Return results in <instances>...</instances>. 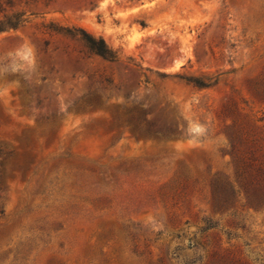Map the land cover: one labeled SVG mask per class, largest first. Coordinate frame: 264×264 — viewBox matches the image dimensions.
I'll return each mask as SVG.
<instances>
[{
    "label": "rangeland",
    "instance_id": "rangeland-1",
    "mask_svg": "<svg viewBox=\"0 0 264 264\" xmlns=\"http://www.w3.org/2000/svg\"><path fill=\"white\" fill-rule=\"evenodd\" d=\"M0 264H264V0H0Z\"/></svg>",
    "mask_w": 264,
    "mask_h": 264
},
{
    "label": "trees",
    "instance_id": "trees-1",
    "mask_svg": "<svg viewBox=\"0 0 264 264\" xmlns=\"http://www.w3.org/2000/svg\"><path fill=\"white\" fill-rule=\"evenodd\" d=\"M12 28H16L18 25V22L15 24H11ZM82 36L80 37V40L84 42L85 47L88 48L91 52L94 54L107 59V60H115L116 59V54L115 52L108 46L106 43L105 39L101 36H95L85 30H82ZM194 83L196 85H204L202 82L199 80H194ZM127 125L131 126V129L133 131H138L139 130V124L137 121H135L134 118L129 117L126 120ZM123 124L122 119L120 117H116L113 120V123L109 125V129H113L114 127H121ZM46 137V144L50 145L57 137V129L51 128L50 130H43L42 133ZM27 145H30L32 142H38L37 139L34 141L31 139L28 135L24 134L22 138ZM34 162V157L30 156L27 161L23 165H19L17 168L22 172V176H25L28 172L32 170V172L35 171V168L32 169V164ZM7 170L3 169V173L1 174V178H4L5 175H7ZM14 173H11V176H14Z\"/></svg>",
    "mask_w": 264,
    "mask_h": 264
}]
</instances>
